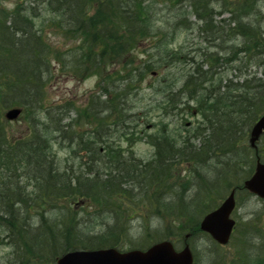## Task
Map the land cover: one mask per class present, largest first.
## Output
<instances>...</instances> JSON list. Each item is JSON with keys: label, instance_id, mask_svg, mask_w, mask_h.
<instances>
[{"label": "trees", "instance_id": "1", "mask_svg": "<svg viewBox=\"0 0 264 264\" xmlns=\"http://www.w3.org/2000/svg\"><path fill=\"white\" fill-rule=\"evenodd\" d=\"M8 2L0 0V230L12 240L16 257H22L25 264L50 263L74 249L120 248L124 242L144 249L163 239L183 242L186 234H191L192 241L202 233V217L233 189L237 190L238 207L243 196H252L244 189V181L257 157L249 135L264 112V71L262 77L241 71L264 57V29L249 18L256 17L258 0H16L12 8ZM161 8L173 11L172 19L159 17ZM223 12L232 13L228 23L215 19ZM190 16L197 18L206 43L194 49L192 58L185 44L178 49L170 46L180 27L192 28ZM212 29L218 32L205 33ZM235 36L240 41L243 38V48L228 45ZM148 38L153 40L144 41ZM147 41L153 47L143 50ZM153 50H159V62L152 63L156 59ZM137 52L146 57L139 60ZM200 53L198 62L196 54ZM223 53L226 60L237 59L239 66L232 85L214 90L211 71L218 67V56ZM175 64L184 66L182 76L165 75L159 85L153 84L154 93L162 99L159 108L166 115L173 113L167 103L175 97L185 105L175 110L199 118L195 123L184 122L183 129L175 130L161 125L156 133L147 134L156 147L149 160L112 144L110 148L116 149L109 155L112 159L105 178L88 170L61 172L53 151L61 133V109L52 103L49 82L68 74L78 80L95 75L117 84L110 96L112 140L117 135L133 145L135 137L113 129L125 118L119 112L124 111L126 98L136 85L139 88L144 83L148 72L168 70ZM253 98L262 99L260 108H252L248 101ZM9 105L25 106L29 112L28 132L20 139L13 137L10 123L3 118ZM92 105L79 110L75 123L90 126L87 136L95 142L102 136L105 117L100 118ZM40 135L50 140L49 154L34 143ZM196 140L199 144L194 145ZM259 154L264 159V144ZM47 159L46 171L58 167L52 178L9 172L12 164L24 163L27 170L32 160ZM207 161L217 168L214 174L198 171ZM10 197L14 204L24 205L23 212L11 204ZM260 201L263 206L251 219L238 220L228 245L215 244L216 264H264V200ZM81 202H85L82 209L91 207L93 211L83 214L77 207ZM66 204L70 207L65 220L59 211ZM108 212L114 217L110 236L101 228H86L87 220ZM56 213L61 222L52 221ZM133 216L142 221L136 238L131 234ZM27 218L33 228L23 234L19 223Z\"/></svg>", "mask_w": 264, "mask_h": 264}, {"label": "rangeland", "instance_id": "2", "mask_svg": "<svg viewBox=\"0 0 264 264\" xmlns=\"http://www.w3.org/2000/svg\"><path fill=\"white\" fill-rule=\"evenodd\" d=\"M15 1L16 0H10V2H8L7 5L10 8H12L13 6H15ZM257 7L260 12L257 13L255 16L259 18L257 20H256V17H249V18H251L254 21H259L260 25L264 29V0H258ZM218 10H220V8H218ZM172 13L173 11L171 10H167V9L163 10L161 8V10H159L158 16L163 17V18L172 19ZM222 14L215 16V19L216 20L225 19L227 20V23H228L229 19L232 17V13L227 12L223 15ZM188 23H189V26H191L192 28L189 30H186L184 27H180V30H181L180 33L175 37V39H172V43L170 46L178 49V46L185 44L188 47L189 52H192L191 55H194L195 54L194 49L205 46L206 43L204 41V34L199 30L200 25L197 21V18H195L194 16L192 17L190 16ZM232 26H236V25L232 23ZM187 33L189 34V37L186 36ZM58 39L60 38H56V40ZM233 39L234 40L230 41L229 43L235 42L234 45L237 44L235 45L236 50L244 47L245 43L243 42L244 41L243 38L241 39V41L240 39H238L237 36H235ZM146 40L152 41L153 39L150 40L148 38V39H145L144 41ZM149 41H147L146 44L142 46L143 50L144 49L149 50L148 48L153 47L151 43L149 44ZM150 52L152 53L153 57L156 58V61L161 59V58L158 59V56L160 55L159 50L157 51L153 50ZM135 56L139 58V60H142V58H144L145 55L139 54L137 52ZM164 64L165 63L159 64L157 66L158 68H162L160 66ZM158 71H159V75L152 76L148 74L145 79V82L141 85V88L139 90L136 89L134 92L135 94L132 95L133 97L129 98L127 101V105L131 108V113L136 114L135 124L134 126L131 127L130 132L127 133V136L135 137V139L138 140L137 143L133 147V152L136 157L142 158L144 160L151 159L154 154V147L151 144H149L146 140L147 133H153V132L156 133L158 129H160L161 125L170 124L169 128L171 130L183 129V126H184L183 125L184 122L181 120L182 118L178 119L176 116L174 117L172 116L171 118L167 120V118L162 115L156 103V100L160 101V97L156 96L151 91V87H152L151 85L152 84L159 85L160 82H162V79L165 75L171 76L175 74L176 76H179V77L182 76V74H184L185 72L184 66L175 64L172 68H169L168 70L158 69ZM263 71H264V57H263V60H259L255 63L253 62L251 65H249V67L244 68L241 72L243 74L250 73L251 76L257 74L258 76L262 77ZM99 81H100V78L98 76H89L85 80L81 81L68 74L61 75L59 78H57V80L55 79L49 82L50 83V88H49L50 97L56 101H60L64 98H69L70 100H74V102H76L77 104L90 102L87 98H91L94 95L99 96L102 94H107V92H105V90L102 89V86H103L102 84L99 87H97V85L100 84ZM108 87H110V85H108ZM139 114L141 118L138 119L139 116L137 115ZM69 116L70 118L77 116V107H74V106L72 107L71 111H69ZM184 118L185 119L183 120H185L187 125L191 123H195L199 119L191 115L189 116L186 115L184 116ZM67 120L68 119H65L64 121H67ZM143 120H144V123L142 125H139V123L143 122ZM25 121L26 120L24 121L19 120L17 122L12 123L10 126L11 132L16 136H19L20 134L25 133L27 130V126H26L27 122ZM153 123L156 124L157 129L153 128L151 130H147V126L150 124L153 125ZM117 128H122V127L119 126ZM142 129H145L146 131L144 132V130L142 131ZM123 131H125V129H123ZM135 131L138 132L136 135H135ZM141 131L143 134L144 133L145 134L140 135ZM123 144L124 146H126V143H123ZM263 144H264V138H262V140L259 143V150L262 148ZM67 145L68 143L65 142L64 146H67ZM58 149H59V146H57V150ZM60 158H61L62 166H65L66 163H69V164H74L76 167V162H75L76 160L72 157L67 147L62 148L60 152ZM208 164H209V161L205 162L204 166L206 167L203 169L199 168L198 171L200 173L205 172V173L214 174L215 168L211 164L210 165ZM76 171L78 172L79 169H77ZM61 177L64 178V176H61ZM194 184L196 187H198L196 185V182ZM1 185L2 184L0 183V187ZM217 187L221 188V185ZM179 189L180 187L177 188V190ZM0 202L2 203L1 199H0ZM84 206H85V202H81L80 204H78L77 207L82 209ZM262 206H263L262 201H260L258 197L245 195L243 196L242 204L240 205L239 209L237 210L234 216L237 220L240 219V221L246 222L247 220L251 219L255 215V213L259 211L260 208H262ZM69 207H70V204H66L59 211V213L65 220L68 218L66 217V215L68 214ZM82 210H83V214H86L87 212L93 211V208L86 207L85 209H82ZM131 222L133 224V227L131 229V234L133 235V237L136 238L140 234L138 230H139V227L141 226L142 221L138 216H133V218L131 219ZM152 223L156 224L157 222L152 220ZM140 230L142 229L140 228ZM4 242H6V240H4L3 235L1 234V230H0V243H4ZM191 243L193 244V247L195 249L194 251L197 254V258H198L196 261V264H216L215 259L217 258L216 257L217 251H215V244H213L210 239H208L206 236L202 234H199L198 236L192 239ZM181 245L182 244H178V246H181ZM120 248L129 250L132 247L129 245L128 242H124L123 244L120 245ZM15 261H16V255H15L14 245L13 244L11 245L0 244V264H17ZM50 263H53V261ZM38 264H49V262L38 263Z\"/></svg>", "mask_w": 264, "mask_h": 264}, {"label": "bare ground", "instance_id": "3", "mask_svg": "<svg viewBox=\"0 0 264 264\" xmlns=\"http://www.w3.org/2000/svg\"><path fill=\"white\" fill-rule=\"evenodd\" d=\"M256 14L259 13L260 11L258 10V8H256L255 10ZM202 13L204 15L203 16H207L208 10L205 13L204 11H202ZM205 21L209 22V19L205 18ZM214 25V24H213ZM212 32H218L214 29L212 30H208L205 33L209 34ZM211 34H209L210 36ZM234 39L232 38L230 41H233ZM235 42L233 43H228L229 46H233ZM226 51V50H225ZM202 58V54H196V60H198V62H201ZM226 53L220 54L218 56V62L219 65L217 68L213 69L211 71V78L213 80L212 82V89H217V88H225L228 87V85H232L234 83L233 81V77L237 72V66L238 62H236L237 59L235 60H231V59H227ZM206 68V67H205ZM248 74V73H245ZM249 76H251V74H248ZM236 89V88H234ZM128 101V99H127ZM250 104H252V108L256 109V108H260V105L262 103V99L261 98H253L252 100L248 101ZM127 104V103H126ZM168 105H170L171 107H173L170 110H173V113H168L167 114V120L169 118H171L172 116H176L178 119H181L183 122H185L184 116L188 115L185 113H181L178 110L175 109H182L185 107L184 103L179 102L175 97L174 99L171 101V99L168 101L167 103ZM173 104V106H172ZM167 106V105H166ZM175 111V112H174ZM179 113L180 115H178L177 113ZM171 121V120H169ZM186 123V122H185ZM170 125V124H169ZM183 126V125H182ZM180 130L176 131V132H169V134L173 135L176 134L177 132H179ZM43 132V131H41ZM41 134V133H40ZM43 136V137H42ZM40 135L35 141V145L39 148H43V150L46 152V154H49V148L51 146L50 140L46 138V136L44 135ZM30 140V139H29ZM107 142V138H106V134L103 133L101 137H98L96 139L95 142H91V141H81L80 138L77 137L73 138L71 141H67V143L69 144L70 147V153L72 155V157L76 160V167L75 165H72V167L74 169H71V172H76L77 169H79V166L84 165V167L86 168V170H88V172L92 175H98L100 177L105 178L106 177V172H107V165L111 162L112 157H109L110 154H112V150L116 149L110 146H108L106 144ZM194 145L199 144L198 141H194L193 142ZM90 148V151H88L87 149ZM89 152V153H88ZM240 157L243 156V153H240L239 155ZM215 161V160H214ZM212 161V162H214ZM49 160H32L31 162L28 163V168L27 170L25 169V167L23 165H19L18 167L20 169L21 172L24 173H28L29 176H31L32 178L35 179H42L44 177L47 178H52L53 176L56 175L57 172V166L54 165L52 166V168L50 170H47V167L49 165ZM17 168V165H15ZM40 168V171L36 170L37 168ZM217 171V168H215V172ZM20 189V186H19ZM22 190V188H21ZM11 199V204L15 205V207L17 209H19L21 212L24 211V205L21 204L20 202L15 203V199L14 197H10ZM24 218V217H23ZM23 220V219H22ZM52 221L53 222H61V216L60 214L56 213L54 216H52ZM114 223V217L113 215H111V213H105L102 216H99L97 218L94 219H90L87 220L85 222L86 228L89 230H95L98 228H101L103 233L105 235H109L110 236V230L109 227ZM19 227L21 228L22 233H26L29 230H32L33 228V223L31 220H29L28 218L24 221L19 223ZM252 240L254 242H257L258 239L257 237L254 235H250ZM43 252V251H42ZM42 252H40L39 254H41ZM17 264H25L26 262H24V259L22 257H16V261Z\"/></svg>", "mask_w": 264, "mask_h": 264}, {"label": "water", "instance_id": "4", "mask_svg": "<svg viewBox=\"0 0 264 264\" xmlns=\"http://www.w3.org/2000/svg\"><path fill=\"white\" fill-rule=\"evenodd\" d=\"M20 109L10 110L6 116L12 120L19 116ZM264 132V115L255 123L251 132V145L256 142ZM245 187L250 192L264 198V163L260 158L254 174L245 181ZM236 208L235 190L214 211L208 213L201 222V229L208 232L221 244H226L233 232L236 221L232 213ZM58 264H194V256L189 247L177 251L171 241H162L146 251L131 250L119 252L115 249L97 251H75L66 254L58 260Z\"/></svg>", "mask_w": 264, "mask_h": 264}]
</instances>
